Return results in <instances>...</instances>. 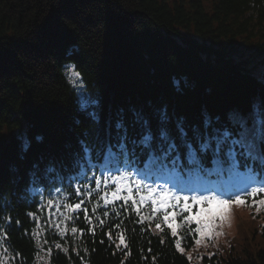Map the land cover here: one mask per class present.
<instances>
[{
    "label": "trees",
    "instance_id": "trees-1",
    "mask_svg": "<svg viewBox=\"0 0 264 264\" xmlns=\"http://www.w3.org/2000/svg\"><path fill=\"white\" fill-rule=\"evenodd\" d=\"M68 64L98 117L79 114ZM261 110L264 0H0V126L16 120L0 133V225L20 254L15 264H264V224L249 211L229 244L210 240L213 255L193 262L171 237L130 228L124 244L106 232L61 240L29 201L51 167L81 156L95 136L115 138L119 123L136 138L148 125L172 134L181 125L190 138L215 130L251 142Z\"/></svg>",
    "mask_w": 264,
    "mask_h": 264
},
{
    "label": "snow or ice",
    "instance_id": "snow-or-ice-1",
    "mask_svg": "<svg viewBox=\"0 0 264 264\" xmlns=\"http://www.w3.org/2000/svg\"><path fill=\"white\" fill-rule=\"evenodd\" d=\"M72 76L79 80L81 74L79 71L73 70ZM80 87H84L82 82L80 83ZM73 191L75 197H82L74 205L68 202L72 199V195L60 189H56L54 194H48L46 200L44 193L39 197L40 203L38 205V210L43 211L47 207L51 215V210L54 208L55 213L62 217L59 223L55 224L61 240H64L65 234L68 232L73 234L76 240H79L83 235L82 232L79 236L76 235L78 233V228L76 226H71L69 228L65 225V222L72 220V214L80 210L85 202L91 204L93 196L98 197L92 208L93 213H95L98 207L107 209L111 206V213L119 216L120 212L116 204L122 201L121 207H123L124 211L127 212L131 210V212L139 217L141 222L145 220H154L157 230L163 231L162 224L166 225L172 237H178V230L184 229L188 232L198 234L201 239L211 238L217 226V221L223 222L226 219L233 203L244 205L246 201L243 197L255 198L258 194L264 193V188H256L244 192L232 199L217 198L215 195L189 197L187 195H177L166 188L148 186L140 180L133 178L132 175L121 172L116 175H105L103 177L94 175L91 183L78 185L73 188ZM101 201L102 204L100 203ZM255 206H264V199L259 200L258 204H255ZM194 207L198 208L196 212H193ZM61 208H63L64 211H61ZM142 209H146L143 215H141ZM169 209L172 211H169ZM83 211L85 212V219L91 224L92 221L89 220L87 216L88 209L85 208ZM185 213L187 215H184ZM28 215L33 216V213L29 212ZM103 216H109V212L104 211ZM177 217H180L181 222H178ZM34 218L37 220V226L33 232L37 240L38 248L43 251V245L39 243V237L40 234L44 232V228L40 226L39 217ZM95 219L100 221L101 217L96 215ZM10 220L11 218L8 217L6 222L10 223ZM52 223L53 221L49 220V224L51 225ZM62 225L65 226L61 227ZM192 225H195V228H192ZM116 227L119 228L120 225H116ZM117 236L120 244H124V236L119 233H117ZM109 239H112L111 235H109ZM7 240L6 227L0 225V264H9L10 261L11 264H15L20 254L15 253V255H13L12 251H10V247L6 244ZM195 242L199 244L200 239H196ZM44 243L46 244L47 240H45ZM65 244H67L66 240ZM175 245L180 251H183L180 238L175 240ZM55 247L60 249L61 245L56 243ZM62 250L66 253L68 248L64 247Z\"/></svg>",
    "mask_w": 264,
    "mask_h": 264
},
{
    "label": "bare ground",
    "instance_id": "bare-ground-1",
    "mask_svg": "<svg viewBox=\"0 0 264 264\" xmlns=\"http://www.w3.org/2000/svg\"><path fill=\"white\" fill-rule=\"evenodd\" d=\"M68 65H70V64H68ZM65 70H66V67H65ZM75 70L76 71H79L77 69H75ZM80 74H81V72H80ZM82 83L84 85V87H83L84 92H86V93H89V91L91 92V90H89V88H88V84L85 81L82 82ZM74 90H75V88H74ZM78 98H79V101H80L81 100V97L79 95H78ZM79 104H80V106H79L78 112H79L80 115H85V116H89V117H98V116L95 115V111L98 112L99 106L96 105V103L94 102V100H89L88 102H86V101H80ZM2 123L4 124L5 127L1 124V126H0V133H1V131H3V129H5V130H7V132H9L10 130H9L8 125L9 126H12L13 124L16 123V120L15 119H12L9 122L8 125L5 123V120H3ZM130 123L132 125H135V126L141 125V122L139 120H135V119L134 120H131ZM119 125L120 126H123V127H121V131L120 132L116 133V135L118 137H125V138H127V137H135L129 131V129L127 127H124L126 125L125 123H119L118 126H117L118 128H119ZM83 129H85V124L83 126ZM116 131H118V130H116ZM83 132H85V131L83 130ZM109 133H111V132H109ZM111 134H113V133H111ZM138 134H139V132H138ZM17 139L20 140L21 142H24V140H26L27 137H25V136L23 137L21 135L20 137H17ZM95 140H97V137L96 136H95ZM25 144H26V147H27L28 146L27 145V142ZM72 163H74V162H72ZM31 169H32L31 170V173L32 174H36L37 171H38V170H35L34 167H32ZM38 184H39L38 186H42L43 188H48L50 184H54V185L56 184V178L55 177L49 178V179H46L44 181L39 182ZM41 194H42L41 192H38V194L34 193L31 196H29L30 204H33L34 206H37L38 207V205L40 203L39 197L41 196ZM44 196H45V194H44ZM47 198L48 197L45 196V200ZM34 201H35V204H34ZM48 254L50 256V253H48L47 250H43L42 261H48L49 263L51 262L52 254H51V256L49 258H48ZM39 258H40V256H39Z\"/></svg>",
    "mask_w": 264,
    "mask_h": 264
},
{
    "label": "rangeland",
    "instance_id": "rangeland-1",
    "mask_svg": "<svg viewBox=\"0 0 264 264\" xmlns=\"http://www.w3.org/2000/svg\"><path fill=\"white\" fill-rule=\"evenodd\" d=\"M72 71L70 68L67 69L66 71V76L68 81L72 84V86L75 88L76 92L78 93L81 98H84L86 96V92H84L83 88L80 87V83L82 82L81 79L79 80L75 77L72 76ZM233 210V206L231 205L229 212L226 217L225 223L223 225L217 224L216 228L214 229V234L218 237L221 236V231H225L226 235H231L234 236L235 234V229L237 227V223L235 221V213H231L230 211ZM187 256H191V251L187 252Z\"/></svg>",
    "mask_w": 264,
    "mask_h": 264
},
{
    "label": "clouds",
    "instance_id": "clouds-1",
    "mask_svg": "<svg viewBox=\"0 0 264 264\" xmlns=\"http://www.w3.org/2000/svg\"><path fill=\"white\" fill-rule=\"evenodd\" d=\"M70 68L71 70H75L76 69V65L75 64H70L66 66V70Z\"/></svg>",
    "mask_w": 264,
    "mask_h": 264
}]
</instances>
